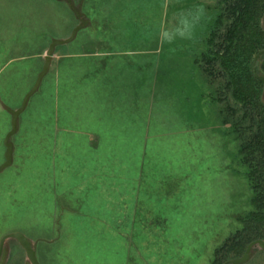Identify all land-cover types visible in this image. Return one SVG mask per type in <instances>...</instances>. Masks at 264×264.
<instances>
[{"label": "rangeland", "instance_id": "374dc122", "mask_svg": "<svg viewBox=\"0 0 264 264\" xmlns=\"http://www.w3.org/2000/svg\"><path fill=\"white\" fill-rule=\"evenodd\" d=\"M229 2L71 0L87 23L55 47L18 117L0 172V238L21 231L41 264H223L243 254L248 243L234 249L231 239L256 223L260 190L243 150L259 121L243 114L263 105L264 89L255 82L244 107L248 82L225 72ZM79 23L66 0H0V164L4 106H20L51 41ZM189 26V38H164ZM255 232L264 240V219ZM5 247L4 264H25L16 240ZM242 264H264V249Z\"/></svg>", "mask_w": 264, "mask_h": 264}, {"label": "trees", "instance_id": "16d2710c", "mask_svg": "<svg viewBox=\"0 0 264 264\" xmlns=\"http://www.w3.org/2000/svg\"><path fill=\"white\" fill-rule=\"evenodd\" d=\"M263 12L264 0H230L227 5L230 24L224 41L229 43L225 46L221 59H223L222 64L226 68L225 72L230 76V81L238 83L243 78L249 84V87L245 89L248 93L247 96L241 97L244 107L247 104H252L251 102L254 100L255 89L253 84L255 82L261 84L253 76L251 66L249 73L246 71V63L250 55L264 50V31L260 24V17H262ZM231 48L233 51L229 52ZM263 60L264 55L257 65L258 71L262 73L264 71L262 69ZM248 115L253 119L258 118L259 121L256 136L243 148L247 153L246 155L249 156L246 157V160L251 165L250 179L257 181L254 183V189L260 188L253 198L258 210L255 212L256 218L254 220L256 223L248 225L232 236V248L234 249L260 237L255 231L264 219V128L261 126L264 125V103L262 106L255 104V106L250 105L248 109L246 107L243 116L247 117Z\"/></svg>", "mask_w": 264, "mask_h": 264}, {"label": "water", "instance_id": "95a60500", "mask_svg": "<svg viewBox=\"0 0 264 264\" xmlns=\"http://www.w3.org/2000/svg\"><path fill=\"white\" fill-rule=\"evenodd\" d=\"M70 4V8L73 10L75 15L79 18L80 23L74 27L72 30L71 35L68 38L65 39H53L51 43L49 44L45 56H44V64L43 67L40 71V73L37 75L36 81L33 84L32 88L25 94V96L22 99V102L20 106L16 109H12L8 107L7 105L4 106L6 111L10 113L11 115V122H10V130L6 133L4 139H3V144L5 146L4 150V161L0 164V172L3 171L5 168L9 167L12 164L13 160V143L11 141V137L16 133L18 129V117L19 115L25 110L27 103L30 99V97L35 93V91L38 89L41 80L43 76L47 73L49 69V65L51 62L52 54L55 50V47L58 45H63L66 44L70 41H72L77 32L82 29L86 23L87 20L81 19L80 13L77 9H75L72 4L71 0H66ZM261 27L262 30L264 31V12L262 15V20H261ZM264 55V50L258 51L254 58L253 62L251 65V71L253 76L261 82L263 89H264V73L258 71L257 65L261 57ZM263 100H264V94H263ZM7 239H14L18 242V244L23 248L25 255H26V262L25 264H41L39 260L37 259L36 256V249L32 241L21 231H15V232H9L4 234L0 238V264H4L5 258H6V247H5V242ZM258 245L260 248L264 249V240L263 239H255L251 241L250 243L247 244L243 254L235 259H231L226 261L224 264H242L246 262L251 254V249L253 246Z\"/></svg>", "mask_w": 264, "mask_h": 264}, {"label": "clouds", "instance_id": "9594fccd", "mask_svg": "<svg viewBox=\"0 0 264 264\" xmlns=\"http://www.w3.org/2000/svg\"><path fill=\"white\" fill-rule=\"evenodd\" d=\"M203 11V10H201ZM164 38L169 42H173L177 38L186 39L189 38L191 35V26L185 28V29H179L176 27L165 29L164 30Z\"/></svg>", "mask_w": 264, "mask_h": 264}, {"label": "flooded vegetation", "instance_id": "af4514ba", "mask_svg": "<svg viewBox=\"0 0 264 264\" xmlns=\"http://www.w3.org/2000/svg\"><path fill=\"white\" fill-rule=\"evenodd\" d=\"M224 264V263H223Z\"/></svg>", "mask_w": 264, "mask_h": 264}]
</instances>
